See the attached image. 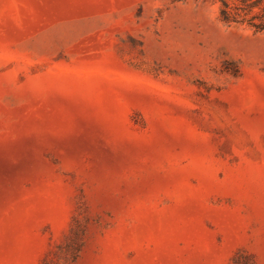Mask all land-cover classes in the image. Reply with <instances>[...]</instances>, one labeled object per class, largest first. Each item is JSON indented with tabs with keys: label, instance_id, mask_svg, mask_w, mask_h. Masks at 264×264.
Instances as JSON below:
<instances>
[{
	"label": "rangeland",
	"instance_id": "374dc122",
	"mask_svg": "<svg viewBox=\"0 0 264 264\" xmlns=\"http://www.w3.org/2000/svg\"><path fill=\"white\" fill-rule=\"evenodd\" d=\"M0 264H264V32L0 0Z\"/></svg>",
	"mask_w": 264,
	"mask_h": 264
},
{
	"label": "trees",
	"instance_id": "16d2710c",
	"mask_svg": "<svg viewBox=\"0 0 264 264\" xmlns=\"http://www.w3.org/2000/svg\"><path fill=\"white\" fill-rule=\"evenodd\" d=\"M181 2L184 0H173ZM219 19L226 25H245L254 33L264 32V0H216Z\"/></svg>",
	"mask_w": 264,
	"mask_h": 264
}]
</instances>
